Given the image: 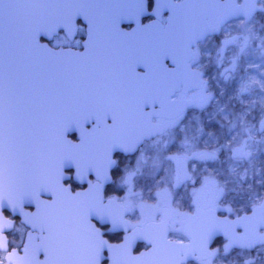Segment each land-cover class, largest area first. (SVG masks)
I'll list each match as a JSON object with an SVG mask.
<instances>
[{"label":"snow or ice","instance_id":"6c2138e0","mask_svg":"<svg viewBox=\"0 0 264 264\" xmlns=\"http://www.w3.org/2000/svg\"><path fill=\"white\" fill-rule=\"evenodd\" d=\"M0 264H264V0H0Z\"/></svg>","mask_w":264,"mask_h":264}]
</instances>
